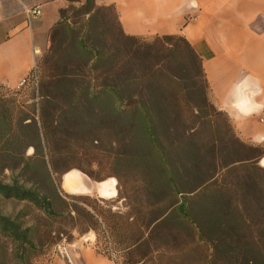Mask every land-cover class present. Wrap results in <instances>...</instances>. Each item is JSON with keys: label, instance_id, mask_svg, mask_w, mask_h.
Instances as JSON below:
<instances>
[{"label": "trees", "instance_id": "trees-1", "mask_svg": "<svg viewBox=\"0 0 264 264\" xmlns=\"http://www.w3.org/2000/svg\"><path fill=\"white\" fill-rule=\"evenodd\" d=\"M73 13L70 24L60 12L22 87L35 79L30 105L8 108L0 84V160L18 161L25 177L0 182V196L31 206L43 228L66 213L81 235L106 232L112 251L125 252L121 264H264V148L242 142L210 102L192 46L181 36H127L115 7L96 0ZM29 150L47 169L48 191L27 178ZM92 150L113 152L118 167L143 171L130 197L117 175V200L97 201L108 210L91 206L90 197L65 196L53 180L77 170L103 182L82 164ZM63 197L89 202L90 210ZM119 200L132 203V214L113 212ZM57 202L65 206L60 212ZM23 215L0 211V239L16 244L29 264L27 255L39 253L43 242L32 238L41 233Z\"/></svg>", "mask_w": 264, "mask_h": 264}, {"label": "crops", "instance_id": "crops-1", "mask_svg": "<svg viewBox=\"0 0 264 264\" xmlns=\"http://www.w3.org/2000/svg\"><path fill=\"white\" fill-rule=\"evenodd\" d=\"M32 1L0 0V84L12 90L34 71L66 8L63 0ZM96 5L114 6L127 36L185 38L202 60L210 102L226 114L242 142L264 148V0H96ZM31 7L42 14L29 25L25 11ZM62 187L73 196L118 198L114 180L94 182L75 170L63 176ZM93 243L89 238L68 245L69 261L55 257L53 264H121Z\"/></svg>", "mask_w": 264, "mask_h": 264}, {"label": "rangeland", "instance_id": "rangeland-1", "mask_svg": "<svg viewBox=\"0 0 264 264\" xmlns=\"http://www.w3.org/2000/svg\"><path fill=\"white\" fill-rule=\"evenodd\" d=\"M52 1V0H49ZM66 2V8L64 9V13L66 16V19L70 24L74 23V13L73 10H79L82 4L84 3V0H76V2L71 3L68 0H63ZM37 3V0L32 1V4ZM33 8V7H31ZM49 46L48 43V36H47V45L45 49ZM45 49L42 51L41 54H39L37 63L42 58ZM89 78H93V75H89ZM35 79H32L28 85L24 88L19 89H9L6 86H3L5 97L4 99L7 101L6 105H10L8 108L13 109L15 106H21L28 104L30 105L32 103L31 101V87ZM22 90V91H21ZM21 91V92H20ZM17 92H20L16 95ZM10 103V104H9ZM31 112V111H30ZM38 118V117H37ZM226 120V119H225ZM221 125L225 127V121L221 122ZM234 131V129H232ZM33 157V150H29L27 153V158H31L28 162L29 165V171L30 175L27 176V178H34V181H37V184L35 185L38 190H44L48 191L46 189L47 182L45 180V174L47 172V169L43 167L42 163L39 161V159H34ZM114 153H102V151L92 150L89 153V156L87 158L83 159V166L91 172L93 177L100 181H111L114 180L117 183V186L119 184V181L117 179V175L121 178H123V182L127 185L123 187L122 193L125 195V197H130L132 193V187L134 186L133 181L135 178L142 176V168L141 166H131L126 167L125 164H121V167L117 166V161H114L113 159ZM18 164H20L18 161H11V162H2L0 160V182L4 184H12L13 180H17L20 183H22L25 180V177L21 178L19 174V170L17 169ZM69 165V164H68ZM15 168L14 171L8 170L7 167ZM39 167V170H36V167ZM69 166H72L69 165ZM48 167V166H47ZM49 170V168H48ZM37 171V172H36ZM77 171V170H75ZM32 172H35V174L32 175ZM80 172V171H79ZM86 176V175H85ZM89 180H91L88 176H86ZM57 179V186L62 190L63 194L65 196H72L68 195L63 187H62V179L63 176H53V180ZM92 181V180H91ZM74 197H90V196H74ZM92 200L91 206L93 207H100L103 210H108V206H106L103 203H98L99 200L96 197H90ZM63 199L71 205H76L79 208L90 210V204L89 202L84 203L83 201H75L70 198L63 197ZM96 200V201H95ZM117 200V199H116ZM111 202V200H106ZM129 206H132V203L126 200H119V202L115 205L113 208L114 213H121V214H132V211L128 208ZM25 203H19L16 201H8L3 199L0 196V211L7 216H16L20 213H23L24 217L23 220H26L29 224H33L37 227L38 232L40 231L41 236L40 239L38 236L33 235V239L35 242L37 241L39 244L41 241L43 242V247L40 249L39 253H29L27 255L29 264H53V260L56 257L55 254V248L58 245H68L74 244L75 242L81 241V240H87V239H94V245L100 251L101 253L110 256L114 261L116 262H123L124 257V251L116 248L114 245L112 251V242L109 240L107 233H102L99 229H97V233L93 231H86L84 235L79 234L76 231H73L71 229V219L67 217L66 213L64 217H61L54 221L53 223H50L49 226H47V229L49 233H46L43 226L45 225L44 219L40 218V215L36 213V211L33 213V208ZM89 206V207H87ZM55 207L60 212L65 206L62 203L57 202L55 204ZM92 208V207H91ZM98 213V210L96 211ZM41 240V241H40ZM85 242V241H82ZM90 241H87L89 243ZM17 247L16 244H12L10 241H6L5 239H0V264H24L21 261L20 256L17 254Z\"/></svg>", "mask_w": 264, "mask_h": 264}, {"label": "built area", "instance_id": "built-area-1", "mask_svg": "<svg viewBox=\"0 0 264 264\" xmlns=\"http://www.w3.org/2000/svg\"><path fill=\"white\" fill-rule=\"evenodd\" d=\"M25 13H26L27 21L29 25L32 23L33 20L39 18L42 14L39 8L26 9ZM25 83L26 82H24L21 87H23ZM55 254L57 258L69 261L68 249L66 245H58L55 248Z\"/></svg>", "mask_w": 264, "mask_h": 264}]
</instances>
